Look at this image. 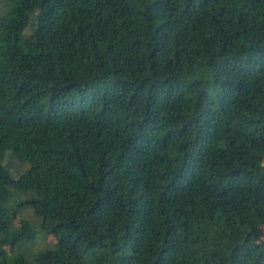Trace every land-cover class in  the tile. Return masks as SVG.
Instances as JSON below:
<instances>
[{
	"label": "trees",
	"instance_id": "1",
	"mask_svg": "<svg viewBox=\"0 0 264 264\" xmlns=\"http://www.w3.org/2000/svg\"><path fill=\"white\" fill-rule=\"evenodd\" d=\"M263 163L264 0H0V264H264Z\"/></svg>",
	"mask_w": 264,
	"mask_h": 264
},
{
	"label": "rangeland",
	"instance_id": "2",
	"mask_svg": "<svg viewBox=\"0 0 264 264\" xmlns=\"http://www.w3.org/2000/svg\"><path fill=\"white\" fill-rule=\"evenodd\" d=\"M4 165L8 166V169L10 170L11 174L13 176H17L19 173L23 172L26 169L25 165H18L17 162L14 159H11L8 155L5 156L4 159ZM264 167V163H263ZM10 198L13 201L16 200H22L24 199L22 195H20L18 192L10 193ZM16 214L12 219L13 226L17 227L20 225L21 221H28L31 225L36 226L38 223V219L33 215L31 208L27 203H22L17 207ZM259 241L264 242V235L261 232V229L259 228ZM55 243V239L52 236L47 237H40L38 238L33 245H31L28 248L27 256H31L34 254L35 251L38 249H41L43 247H49L52 246Z\"/></svg>",
	"mask_w": 264,
	"mask_h": 264
}]
</instances>
